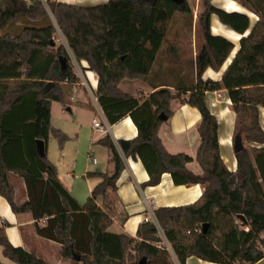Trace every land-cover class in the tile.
<instances>
[{
    "label": "trees",
    "instance_id": "16d2710c",
    "mask_svg": "<svg viewBox=\"0 0 264 264\" xmlns=\"http://www.w3.org/2000/svg\"><path fill=\"white\" fill-rule=\"evenodd\" d=\"M202 1L204 11L199 20L204 43L193 62L196 79L193 85L176 87L185 95L183 103L201 113L197 160L204 173L200 175L187 167L193 160L190 155L169 152L159 136L166 121L160 114L168 118L173 114L175 95L170 85L146 97L120 88L123 80H146L153 72L167 40L169 22L177 12L191 13L187 0H109L95 6L47 0L49 9L42 0H0V193L15 213L30 212L36 220L47 217L44 227L37 225L38 233L59 242L63 257L77 261L73 253L80 254L83 264H139L144 257L146 264H173L169 251L160 246L162 237L154 222L141 223L137 237L109 230L115 215L110 192L117 190L126 167L109 134L98 142L111 153L114 170L89 173L103 180L84 203L60 181L48 157L51 134L61 145L67 139L52 125V102L63 100L65 82L78 81L67 48L56 46L57 28L51 14L75 57L86 60L98 75L96 96L109 123L128 116L135 123L137 136L119 139L118 144L126 157L142 161L150 175L144 185H158L163 174L169 173L176 185L204 186V193L194 203L155 210L180 262L185 264L187 258L197 256L217 264H255L264 257V128L260 123V108L264 107V0H238L257 15L253 25L246 13L227 11L212 0ZM212 14L242 35L239 49L220 80H204L203 74L208 68L219 70L235 44L211 32ZM17 21L24 23L19 31L1 34ZM60 58L67 59L64 69ZM217 90L227 91L239 133L258 144L236 154V172L228 169L221 156L218 120L206 101V92ZM38 140L45 142L43 157L37 151ZM10 172L26 182L28 199L22 203L16 200ZM236 176L240 177L238 184ZM240 214L246 221L238 218ZM0 245L13 264H50L14 246L3 227Z\"/></svg>",
    "mask_w": 264,
    "mask_h": 264
},
{
    "label": "crops",
    "instance_id": "0c3cea01",
    "mask_svg": "<svg viewBox=\"0 0 264 264\" xmlns=\"http://www.w3.org/2000/svg\"><path fill=\"white\" fill-rule=\"evenodd\" d=\"M42 1L48 8L47 0ZM55 1L82 6H95L105 4L109 0ZM187 1L190 2V0ZM212 3L227 11H239L250 16L248 12L251 11L241 5L237 0H212ZM238 3L248 12L239 9ZM250 18L252 25L258 19L257 15L254 21L251 16ZM226 30H229V32ZM211 32L214 35L224 36L235 44L231 55L219 70L208 68L203 74L204 80H220L225 69L239 49L242 35L221 22L216 14L211 15ZM225 32L229 34H225ZM248 33L249 31L245 35ZM60 44H63L67 48L71 58V65L74 67L78 77V81L75 83L65 82L63 84V100L53 101L51 105L52 125L54 128L65 133L67 139L60 147L58 158H52L49 150L48 157L55 164L58 177L64 186L79 202L84 203L91 196L94 187L103 180L100 175H90L89 173L113 172L114 163L110 159L111 153L105 146L98 142L105 135L109 134L122 154L126 165L117 181V190L111 192V200L114 202L116 214L113 217L114 222L109 228L110 231L114 233H126L132 237H137L138 228L141 223L146 222V217H149L150 221L157 219L155 216L156 209L166 206L188 205L196 202L204 193V186L200 183L176 185L171 174L164 173L158 185H144L150 179V175L142 161L140 158L126 157L118 144L119 139H132L137 136L138 129L135 123L130 116L124 117L117 123H109L96 96L99 82L98 75L89 68V63L86 60L79 61L75 57L65 36L63 42L56 43V46ZM195 58L196 55L194 60ZM155 70L154 67L153 72ZM192 70V77L196 79L194 65ZM149 76L146 80H131L127 86H132L131 84L133 82H139L136 83L138 84L137 87L143 88L142 91L145 93L143 97H146L153 91L163 87V85H170L169 82L160 81L155 77V73L152 77L149 78ZM124 82L125 80L121 82L120 88ZM180 84L184 83L181 81ZM169 87L171 88L172 86L170 85ZM171 89H175V87L173 86ZM124 92L136 96V94L130 91ZM90 98L93 100L90 101ZM206 101L210 110L218 120L221 156L228 169L236 172L238 163L237 153L234 151V141L235 136L239 133V129L233 103L228 97L226 90L207 91ZM172 110V116L161 125L159 136L169 152H183L190 155L193 160L187 164V167L195 174L202 175L204 170L197 160L198 148L201 144V136L198 130L201 113L196 107L184 104L183 102L177 103V108H172ZM260 110V123L262 125L261 117L264 107H261ZM91 114L93 116L90 117L89 115ZM96 122H101L103 128L108 126L109 129L103 131L100 127H95ZM94 149L99 153L102 150H106L103 151L105 152L106 160L105 169L100 170L92 167V165L100 164V160L95 156L96 151ZM89 155L97 158V163H93L89 159ZM10 174L9 179L10 183H12ZM20 178L23 181L24 187L23 199L19 198L18 189L12 184L15 187L17 202L22 203L28 199V193L25 180L22 177ZM46 224L47 217L36 220L30 212L15 213L8 200L0 193V227L5 229L9 241L14 246L23 247L50 264H69L68 261L70 259L63 257L61 254V244L53 239L43 237L38 233L37 225L44 227ZM1 247L0 256L4 257L6 261H0L5 264H13L12 260L3 254V246ZM176 264L182 263L178 259ZM185 264L217 263L203 260L197 256H190L187 258ZM255 264H264V257Z\"/></svg>",
    "mask_w": 264,
    "mask_h": 264
},
{
    "label": "rangeland",
    "instance_id": "374dc122",
    "mask_svg": "<svg viewBox=\"0 0 264 264\" xmlns=\"http://www.w3.org/2000/svg\"><path fill=\"white\" fill-rule=\"evenodd\" d=\"M188 4L191 10V13L177 12L174 15L173 19L169 22L168 28H167V40L163 44V47L159 53L157 61L155 62L154 67L156 70L155 72H152L149 76L150 78L155 73V77H157L160 81L169 82V84L172 87L173 86L175 87V89H172V93L175 95L174 101H172V105H171L173 109H176L177 103L183 102L185 98V95L181 91H178V88H176L180 84V82L182 81L185 85H188V86L193 85L195 82V79L192 77L194 57L199 52L200 48L202 47L204 43V31H203L202 24L199 20L201 13L204 11L203 1L202 0H190V2L188 1ZM238 7L239 9L248 12L247 10L242 8L240 4L238 5ZM248 13L252 17L253 21L256 20V15L254 13L252 12H248ZM51 19L53 20L57 28V31L55 33V42L57 44L62 43L64 40V36L62 34L61 29L56 24V21L52 14H51ZM34 24L35 23L33 22V25ZM23 25L24 23H22L21 21H17L15 24L10 25L7 29L3 30L1 34H3L4 32H14L15 33L19 31ZM226 31L229 32V30H226ZM228 32H225V34H229ZM129 81L131 80H125V82L121 85V89L124 91H130L131 93L136 94V96L138 97H143L145 94L142 91L143 88L137 87L138 84H136L139 82L136 81V82H133V84H131L132 86H127L130 84ZM184 84H180V85H184ZM92 100L93 99H91L90 101ZM262 112L263 113H262L261 118H262V125L264 127V111ZM89 116L91 117L93 115L91 114ZM237 126L239 129V125ZM242 135H243V140H244V144L246 148L250 149L252 146H258V144L254 142H249L245 138L244 134ZM60 147H61V144L58 138L54 134H51L49 144H48V150L52 158L54 159L58 158ZM94 151L96 150L94 149ZM103 151H106V150H102V152L100 153L98 151L95 152V156H97L98 159L100 160V164L99 165L91 164L92 167H96L100 170L105 169L106 160H105V152ZM10 177H11V182L18 189L19 198L23 199L24 198V187H23L22 179L16 173H11ZM239 178H240L239 176H236V180H235L236 184L239 183ZM110 197H111V192H110ZM112 209H114V214H116L115 208L112 207ZM159 234L162 237V242L160 243V246H162L167 251H169L170 261L173 264H176L178 260L177 256L161 228L159 229ZM1 248L2 247L0 245V249ZM132 253L134 254L135 252L132 250ZM0 260L3 262L6 261V259L2 256H0ZM68 262L69 264H83V262L81 261H75L72 259H70Z\"/></svg>",
    "mask_w": 264,
    "mask_h": 264
},
{
    "label": "water",
    "instance_id": "95a60500",
    "mask_svg": "<svg viewBox=\"0 0 264 264\" xmlns=\"http://www.w3.org/2000/svg\"><path fill=\"white\" fill-rule=\"evenodd\" d=\"M174 1L178 2L179 0H174ZM60 59H61V63H62V68L63 69L66 68L67 59L66 58H60ZM160 118L163 119V120H168V115L165 114V113H161L160 114ZM244 148H245V144H244V140H243V135H242V133H238L235 136L234 151H235V153H239ZM37 151H38L40 156H42V157L45 156V154H46V146H45V142L43 140H38L37 141ZM238 218L241 219L242 221H246L245 216L242 215V214L238 215ZM206 228H207V225L204 224L203 225L204 231L206 230ZM263 241H264V239H263ZM73 256H74V258L77 261L81 260V255L80 254L73 253ZM139 264H146V258L144 257L143 259H141Z\"/></svg>",
    "mask_w": 264,
    "mask_h": 264
},
{
    "label": "built area",
    "instance_id": "2783aa9c",
    "mask_svg": "<svg viewBox=\"0 0 264 264\" xmlns=\"http://www.w3.org/2000/svg\"><path fill=\"white\" fill-rule=\"evenodd\" d=\"M27 1H28V0H27ZM102 125H103V124H102L101 122H96V123H95V127H97V128L100 127L103 131H107V130L109 129L108 126L103 128ZM89 159H90L93 163H97V158L93 157L92 155H89ZM145 221H150L149 217H146V218H145ZM152 222H154V223L157 225L158 229L161 228V226H160V224H159V222H158L157 219H155V220L152 221ZM161 229H162V228H161ZM244 229H245L246 231H249V227H245ZM200 230H201V229H200ZM168 249H170V248H168Z\"/></svg>",
    "mask_w": 264,
    "mask_h": 264
}]
</instances>
